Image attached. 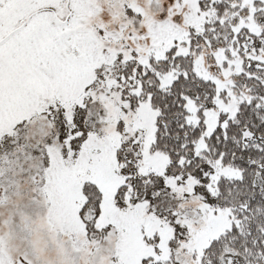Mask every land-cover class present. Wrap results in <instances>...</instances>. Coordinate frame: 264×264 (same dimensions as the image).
I'll list each match as a JSON object with an SVG mask.
<instances>
[{"label": "snow or ice", "instance_id": "snow-or-ice-1", "mask_svg": "<svg viewBox=\"0 0 264 264\" xmlns=\"http://www.w3.org/2000/svg\"><path fill=\"white\" fill-rule=\"evenodd\" d=\"M0 204V264H264V0H0Z\"/></svg>", "mask_w": 264, "mask_h": 264}, {"label": "rangeland", "instance_id": "rangeland-1", "mask_svg": "<svg viewBox=\"0 0 264 264\" xmlns=\"http://www.w3.org/2000/svg\"><path fill=\"white\" fill-rule=\"evenodd\" d=\"M16 222L13 204H0V233L7 234L10 228H14ZM29 241L39 250L43 264H54L56 251L46 246L42 233L33 232L31 236H27L25 233L16 232L12 241L13 255L16 254V250L23 251L27 248Z\"/></svg>", "mask_w": 264, "mask_h": 264}]
</instances>
